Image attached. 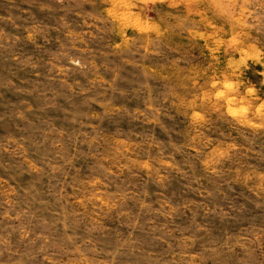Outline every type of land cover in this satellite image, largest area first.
I'll list each match as a JSON object with an SVG mask.
<instances>
[{"label": "rangeland", "instance_id": "rangeland-1", "mask_svg": "<svg viewBox=\"0 0 264 264\" xmlns=\"http://www.w3.org/2000/svg\"><path fill=\"white\" fill-rule=\"evenodd\" d=\"M0 264H264V0H0Z\"/></svg>", "mask_w": 264, "mask_h": 264}]
</instances>
